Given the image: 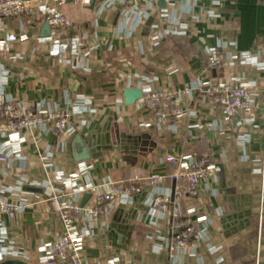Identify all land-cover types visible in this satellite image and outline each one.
Here are the masks:
<instances>
[{"label": "crops", "instance_id": "obj_1", "mask_svg": "<svg viewBox=\"0 0 264 264\" xmlns=\"http://www.w3.org/2000/svg\"><path fill=\"white\" fill-rule=\"evenodd\" d=\"M63 12L72 27L57 43L56 37L47 39L42 19L22 17L9 21L11 49L0 53V89L7 97L32 109L38 103H48L51 110L70 105L84 121L78 133L65 134L61 141L38 133H25L22 140H0L12 153L10 162L0 166V193L34 203L12 222L0 217V262L42 264V247L60 229L53 205L42 201L45 192L51 187L68 188L72 175H82L86 167L94 183L108 178L119 182L168 175L175 165L164 161L166 155L187 160L193 154L206 155L218 167L212 190L200 191L195 203L198 212L212 220L203 241L169 259L166 242L174 181L166 178L160 185L171 203L159 211L151 205L150 189L143 180L141 193L107 206L103 222L91 226L77 221L88 260L113 255L120 264H253L259 107L239 113L236 123L230 124L196 90L175 129L170 123L159 129L142 128L139 125L149 114L136 102L124 105L122 91L177 88L184 82L197 86L217 78L254 83L259 91L255 50L264 35V0H158L134 11L102 2L82 6L68 1ZM155 23L173 32L156 43L149 37ZM205 47L222 54L219 68L204 71ZM247 56L252 63L245 61ZM142 134H149L156 145L140 138ZM76 135L90 159L78 158ZM27 180L38 184L27 187ZM178 202L185 211L187 200Z\"/></svg>", "mask_w": 264, "mask_h": 264}, {"label": "built area", "instance_id": "obj_2", "mask_svg": "<svg viewBox=\"0 0 264 264\" xmlns=\"http://www.w3.org/2000/svg\"><path fill=\"white\" fill-rule=\"evenodd\" d=\"M68 1L82 6L102 2L107 6H123L134 11L141 5L149 6L158 0H0V53H8L11 49V39L7 33L9 21L22 17L42 19L49 27L47 39L56 37L55 43H57L65 31L72 27L71 20L63 12V6ZM172 32L162 29L161 25L155 23L150 26L149 37L157 43ZM203 53L205 72L215 70L223 63V56L217 49L205 47ZM255 53L258 56L256 66L261 72L259 91L255 89L254 83L217 78L198 82L197 86L184 82L177 88L150 87L142 91L141 98L136 103L149 114V118L139 127L158 129L169 123L172 129H175L196 90L203 94L210 106L217 107L230 124L236 123L239 113L248 114L259 107L260 167L256 213L257 236L253 264H264V35ZM245 61L252 63L250 56H247ZM47 104L38 103L32 109L22 101L10 99L0 89V140H22L25 133H38L50 135L61 141L63 135L78 133L82 129L84 121L73 113L70 105L51 110ZM11 157L12 153L5 151L0 144V166L9 163ZM164 161L175 165V169L168 175L150 174L144 178L134 176L119 182L108 178L94 183L89 179V173H86L89 167H86L82 175H72L68 188L51 187L49 192L46 191L42 201L53 205L60 222V229L55 239L42 247V264H120L119 258L113 255L89 261L84 247L85 236L77 229L76 223L81 220L93 226L103 222L107 216V206L121 198L141 193L143 180L150 189L151 205L159 211L165 210L171 203L170 196L160 191V185L166 178L175 182V201L172 204L166 242L169 259L172 261L179 254L194 249L200 241H203L205 231L212 221L207 215L198 212L195 203L199 201L200 191L209 190L210 185L217 182L218 167L214 162L208 161L206 155L198 157L191 154L187 160L182 156L166 155ZM37 184L34 180L26 182L27 187H36ZM84 194L90 195L89 202L81 206L80 200ZM180 198L187 200L185 211L178 202ZM33 204L0 193V217L12 222ZM197 224H201L202 228H197Z\"/></svg>", "mask_w": 264, "mask_h": 264}, {"label": "water", "instance_id": "obj_3", "mask_svg": "<svg viewBox=\"0 0 264 264\" xmlns=\"http://www.w3.org/2000/svg\"><path fill=\"white\" fill-rule=\"evenodd\" d=\"M161 1L164 2L163 0H161ZM151 21H152V19L149 18L147 25H150ZM43 30L46 31V34H47V32H49V27L45 24L43 27ZM141 93H142V91L139 88H125V89H123L122 99H123L124 105H127V106L133 105L136 101H138L141 98ZM140 138L146 140L147 143L152 145L153 147L156 145V143L153 140H151V137L149 134H142L140 136ZM75 141L78 144L77 152H78V154L81 155L78 158L81 160L90 159V155L86 153V148H85V145L83 143L81 136L76 135ZM174 185H175V182H174L173 188H172V198L174 197ZM89 197H90L89 194H85L82 197L81 206H83L85 204L86 200ZM0 264H26V263L24 261H21V260L9 259V260H5V261L0 262Z\"/></svg>", "mask_w": 264, "mask_h": 264}]
</instances>
